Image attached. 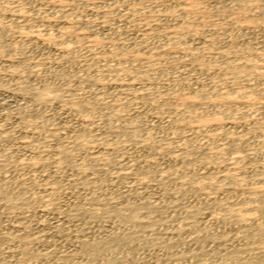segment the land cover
<instances>
[{"label":"rangeland","instance_id":"rangeland-1","mask_svg":"<svg viewBox=\"0 0 264 264\" xmlns=\"http://www.w3.org/2000/svg\"><path fill=\"white\" fill-rule=\"evenodd\" d=\"M263 255L264 0H0V264Z\"/></svg>","mask_w":264,"mask_h":264},{"label":"bare ground","instance_id":"bare-ground-1","mask_svg":"<svg viewBox=\"0 0 264 264\" xmlns=\"http://www.w3.org/2000/svg\"><path fill=\"white\" fill-rule=\"evenodd\" d=\"M178 191V190H177ZM246 194V193H245ZM249 198V197H248ZM178 200V199H177ZM180 204V203H179ZM124 205V204H123ZM185 207V206H184ZM130 211V210H129ZM123 212V211H122ZM80 213V212H79ZM88 214V213H87ZM136 214V213H135ZM89 217V216H88ZM132 223V222H131ZM134 226V225H133ZM228 230V229H227ZM261 230V229H260ZM259 231V230H258ZM261 232V231H260ZM251 234V233H250ZM246 235V234H245ZM247 236V235H246ZM249 237V236H248ZM89 244V243H88ZM94 248V247H93ZM94 250V249H93ZM253 251V250H252ZM255 252V251H254ZM264 256V255H263ZM260 258V257H259ZM220 259V258H219Z\"/></svg>","mask_w":264,"mask_h":264}]
</instances>
